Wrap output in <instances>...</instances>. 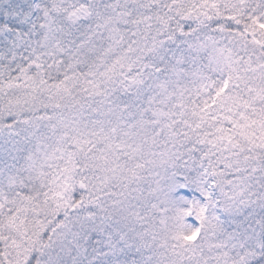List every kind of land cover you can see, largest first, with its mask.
I'll use <instances>...</instances> for the list:
<instances>
[{
  "label": "snow or ice",
  "instance_id": "snow-or-ice-1",
  "mask_svg": "<svg viewBox=\"0 0 264 264\" xmlns=\"http://www.w3.org/2000/svg\"><path fill=\"white\" fill-rule=\"evenodd\" d=\"M0 264H264V0H0Z\"/></svg>",
  "mask_w": 264,
  "mask_h": 264
}]
</instances>
